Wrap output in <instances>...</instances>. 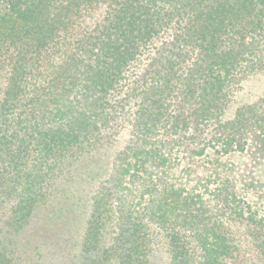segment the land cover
<instances>
[{
  "label": "trees",
  "instance_id": "trees-1",
  "mask_svg": "<svg viewBox=\"0 0 264 264\" xmlns=\"http://www.w3.org/2000/svg\"><path fill=\"white\" fill-rule=\"evenodd\" d=\"M264 0H0V209L14 231L114 147L83 264H264ZM0 264H13L0 243Z\"/></svg>",
  "mask_w": 264,
  "mask_h": 264
},
{
  "label": "rangeland",
  "instance_id": "rangeland-1",
  "mask_svg": "<svg viewBox=\"0 0 264 264\" xmlns=\"http://www.w3.org/2000/svg\"><path fill=\"white\" fill-rule=\"evenodd\" d=\"M5 82L0 76V99ZM264 101V72L245 79L233 91L224 119L234 117L242 106ZM116 153L114 147L95 151L79 160L55 187L51 203L35 212L27 225L14 231L8 214L0 209V243L13 264H83L81 242L92 205V197L107 177ZM264 181V164L256 171ZM149 264H169L166 246L161 243L149 255ZM252 264H263L253 256Z\"/></svg>",
  "mask_w": 264,
  "mask_h": 264
}]
</instances>
